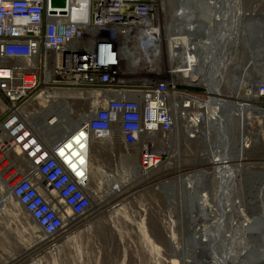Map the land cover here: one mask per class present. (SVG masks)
Instances as JSON below:
<instances>
[{
    "label": "built area",
    "instance_id": "1",
    "mask_svg": "<svg viewBox=\"0 0 264 264\" xmlns=\"http://www.w3.org/2000/svg\"><path fill=\"white\" fill-rule=\"evenodd\" d=\"M161 41L157 0H0V183L12 182L11 201L2 203L27 214L31 234L52 240L88 213L95 141L116 138L136 151L139 179L150 184L168 145L159 136L194 139L180 126L200 114L203 86L169 76L133 80L135 58L158 59ZM50 92L80 93L88 109L83 122L48 142L21 104L36 94L42 109ZM254 98L264 112V82Z\"/></svg>",
    "mask_w": 264,
    "mask_h": 264
},
{
    "label": "rangeland",
    "instance_id": "2",
    "mask_svg": "<svg viewBox=\"0 0 264 264\" xmlns=\"http://www.w3.org/2000/svg\"><path fill=\"white\" fill-rule=\"evenodd\" d=\"M169 2L171 0H157L160 25L164 19L168 18V14H171L175 7ZM237 8L243 14L258 15L264 13V0H239ZM203 17L205 16L203 15ZM206 52L207 50L203 56L206 55ZM226 56L228 57L226 64L228 61L230 64L228 63L226 68L223 67L224 69L219 71L224 76V80L220 85L224 96L229 97L231 84L237 81L241 82L240 77L244 72H247L246 77L248 79L245 82L248 84H251L252 81L255 83L262 82V79L256 75V70L253 71L247 68L250 58L245 52H242L240 44L231 47ZM147 69L149 68L133 67L131 72L137 73L133 80L151 79L156 81L168 78L169 66L166 55L163 53L160 55L152 73L145 74L144 71ZM198 91L206 92V89L201 87ZM238 93L239 98L244 99L247 92L246 89H240ZM35 95L31 96L29 102L24 101L21 104L23 113L27 117H30L33 111L35 112L40 108ZM59 96L63 100L55 103V106L61 105L63 111L68 112V116L72 117L73 120L78 119V117L83 119L84 115L82 114L88 109V102L82 100L81 95L72 92L61 93ZM49 105L50 103L45 107L48 108ZM247 120L249 122L245 128L249 136L247 142L250 147L246 148L244 152V158L247 159L244 162L250 164L248 166L244 165L247 166L249 172H243L241 175L237 174L241 179L240 185L236 182V179L232 181V178H228L232 182V197H237L242 203H246L249 199L252 201L250 195L255 193L254 191V193L250 192L249 187L245 192L242 184L244 178L254 174L255 176L258 175L259 179L256 178L255 184H251L252 181L249 180L250 187L264 183V125L263 127L258 125L260 121H257L259 120L257 117L250 116ZM229 123L230 133L232 134L231 139L235 141L237 140L236 126L233 125V122L229 121ZM69 125H73L72 122L68 121ZM259 130L263 134L259 135L256 142H251L254 132ZM38 136L40 137V135ZM56 139L58 137H54L52 140ZM159 140L170 143L169 148L167 145V149L164 150V163L151 172L152 183L148 184L145 180H139L133 188L132 185L129 188L126 186L130 184V180L134 176L135 167L132 168V164H127L128 161L126 162V160L131 158L133 162H136L138 158L136 151L127 150L116 138L111 141H95L90 156V187L91 194L100 201L103 207L92 215L90 214L92 211H88L80 218L71 219L68 228L52 240H46L36 233L31 234L30 230L34 232L36 229L31 226L32 224H29L30 221L27 217L21 211L18 213L15 209L11 212L9 210L11 207L8 204H6L9 206L8 209H6L7 207L2 208L1 204L3 203L1 201L4 200L5 196H0V264L5 262H9V264H171V252L173 255L175 254L172 259L178 262L176 256L181 243H183V236L190 234L195 226L192 228L188 223L189 220L186 218L185 212L179 210L178 201L176 200L178 195L177 179L193 176L194 172L199 170L211 173L212 169L208 164L207 155L202 151L203 143L201 139L196 138L195 140L181 136L178 132V135L174 137L159 136ZM126 152L131 153V157L126 156ZM214 180L215 177H207L202 185L200 183L198 185L197 182L196 184L198 188L203 186L201 189L205 191L206 201L208 199V209L211 214L213 212L214 215H218L217 200H222L226 195L224 196L219 192V196H217L216 188L219 184H216ZM205 181L207 182L205 183ZM158 183H161V185L162 183H170L173 186L175 195L177 193L173 198L174 200L172 199L173 204L167 203L164 193L160 192ZM9 184H12V182ZM111 189L120 191V195L123 196L121 198H126V196H129V198L121 201L118 206L113 204L114 200L103 205L104 200L102 197L109 195L108 191H111ZM231 195L230 198H232ZM253 204L245 210V214L248 218L250 217V220L257 217L259 213V205L257 203ZM212 205H214V208ZM13 206L15 208V205ZM172 207L174 208L172 209ZM195 212L198 214V210ZM16 216L19 220L24 219L22 220L27 230L20 228L15 220ZM203 225L207 226L208 224L204 223ZM39 237L44 239V242L38 243ZM169 242L172 246L171 249L168 246ZM19 253H23V255L18 260L8 261V256L12 254L18 256ZM204 260L207 261L206 258Z\"/></svg>",
    "mask_w": 264,
    "mask_h": 264
},
{
    "label": "bare ground",
    "instance_id": "3",
    "mask_svg": "<svg viewBox=\"0 0 264 264\" xmlns=\"http://www.w3.org/2000/svg\"><path fill=\"white\" fill-rule=\"evenodd\" d=\"M197 2L206 4L205 13L201 12L202 14H198V12L194 10L193 3ZM169 3H172L175 7L171 14L166 13L169 15L168 18H166L167 20L164 19L162 24H159L162 38L161 54L163 53L166 55L167 64L169 66V70L167 71L169 77L179 79L186 83L201 85L207 91L206 94L208 97L206 96V100L199 101V104L202 105L200 114H195V117H192V121L188 120V122L180 127L185 128L188 136L194 137L195 140L196 138L201 139L203 143L202 151L207 155L206 158L212 172L207 173L199 170L194 172L193 176L185 179H177L178 195L177 193L176 195L178 197L175 195L173 186L170 183H162V185L158 183L160 192L164 193L166 201L169 204H173L172 199L176 196L180 208L179 210L185 212L191 227L193 228L195 226V229L190 234L183 236L182 241L184 242L189 237L192 242H195V235H199L201 243L199 255L202 260L205 259V257L206 259L209 257L208 264H239L240 258H243L251 249L257 251L259 255H263L264 257V183L250 187L249 180L251 179V184H255L256 178L259 179L257 177L258 175L255 176L254 174L244 178L242 184L245 192L249 187L248 190H250V192L254 191L255 193L253 192L254 194L250 195V198L253 199L252 201L249 199L246 203H242L237 197H232V182L228 179L229 177L232 178V181L236 179V182L240 185L241 179L237 174L241 175L243 172H249L247 166L250 163L244 162L247 160L244 158V152L246 148L250 147L247 142L249 136L245 128L249 122L247 118L250 116L257 118L261 116L264 117V112H260L257 109L254 98L255 88L258 83L252 81L251 84L253 85H251L245 82L248 77H246L247 72H244L240 77L241 82L237 81L234 84L232 83L231 87L229 86L231 88L229 97L224 96L220 89L224 76L219 71L224 69L223 67L226 68V65L229 63L228 61L226 64V59L228 58L226 55L231 47L240 44L242 52H245L249 58V54L242 44L241 33L243 28L240 23V17L244 16L246 13H241L237 8L239 0H171ZM203 15L205 17H203ZM249 16L254 15L249 14ZM206 50V55L203 56ZM223 51L227 53L225 54ZM140 55L135 58L131 67H146L149 69L144 72L152 73L158 59H154V57L145 53ZM173 63L174 65H172ZM262 71H264V66H259L258 69H256V75L264 82V76L260 74ZM240 89H246L247 93L244 99L239 98L238 92ZM61 93L72 92H50L42 95L41 99L50 102V106L45 109L39 108V110L33 111L30 116V120L33 122L38 135L48 142L52 141L54 137H63L67 131L83 122L86 117L84 115L83 119L78 117V119L76 118L73 120L72 117L68 116V112L63 111L62 107H60L61 105L55 106V103H59L63 100V98L59 96ZM78 94L81 95L80 93ZM81 97L86 98L84 95H81ZM215 108L217 114L213 112ZM51 116L53 117L52 119ZM212 119H215V121H212ZM68 121L72 122L73 125H69V127ZM229 121L231 123L233 122V125L236 126L237 140L235 141L231 139L232 134L230 133ZM260 121L264 122V118ZM262 134L260 130L254 132L251 142H256L259 135ZM169 144L170 143H168V148ZM127 156L131 157V155ZM126 162L127 164H132V168L133 166L135 167L134 176L130 180V184L126 186L129 188L132 185L131 187L133 188L141 179H139L137 173L136 162H133L131 158H127ZM167 165L169 164L167 163ZM207 177H216L214 180L216 184L219 183V178L223 181V186L219 187L218 185L216 188L217 196H219V192L222 195L224 194V196L226 195L222 200H217L218 205L216 204V208L218 215H214L213 212V215L211 214L208 209V199L206 201L205 191L201 189L203 187L201 185L204 180H207ZM196 182L197 184H201L200 188H198ZM206 182L207 181H205V183ZM11 185L12 184L2 185L0 183V196L4 195L5 201H11ZM120 193V191L115 189L108 191L109 195H104V197H102L104 200L103 205L108 204V202H113L114 200L113 204L118 206L121 204V201L129 198V196L121 198L123 196L120 195ZM230 195L232 198H230ZM192 196H196V206L199 210L198 214L187 204V199ZM253 203L259 205L257 217L262 221L263 227L261 229L253 228V218L250 220V217L248 218L245 214V210ZM1 205L2 208H9L6 204ZM15 207L17 211L22 212L19 207L16 205ZM102 207L100 201L91 194V207L89 211L92 212L90 214L92 215L99 211ZM212 207L214 208V205H212ZM173 208L174 207H172V209ZM23 214L27 217V214ZM27 219L29 220L28 217ZM30 222L29 224L34 226L33 223ZM204 223L208 225L204 226ZM173 225H175V223H173ZM197 228L199 229L198 233H196ZM250 234H255L257 238H261L263 241L250 240L248 238ZM43 240L44 239L39 237L38 243L44 242ZM220 242L225 244L223 249L220 248L222 245ZM206 254L208 255L206 256ZM22 255L23 253H19L16 257L20 258ZM172 258L174 257H170L171 264L179 263V261L177 262Z\"/></svg>",
    "mask_w": 264,
    "mask_h": 264
},
{
    "label": "water",
    "instance_id": "4",
    "mask_svg": "<svg viewBox=\"0 0 264 264\" xmlns=\"http://www.w3.org/2000/svg\"><path fill=\"white\" fill-rule=\"evenodd\" d=\"M52 4L62 5L63 0H52ZM193 7L198 14H201V12L205 13L204 11H206V4L202 2L193 3ZM240 23L243 28L241 33L242 44L244 45V48L248 52L250 58L247 68L255 71L259 66H264V13L254 16L245 14L240 17ZM260 74L264 76V71ZM187 204L195 211L198 210L196 206V196H193L192 199L188 198ZM252 220H254L253 228L261 229L263 227L262 221H260L258 217H254ZM198 230L199 229L197 228L196 233H198ZM249 239L252 240L253 238L249 236ZM258 239H256V241ZM259 240L263 241L261 238ZM168 246L171 249L172 246L170 245V242ZM180 246L181 247L176 256L180 264H208V259L207 261L204 259L202 260L199 255V249L201 248L199 235H195V242H192L188 237L183 243H181ZM207 255L208 254H206V256ZM170 257H175L172 252ZM239 264H264V257L263 255H259L257 251H253L251 249V251H249L243 258H240Z\"/></svg>",
    "mask_w": 264,
    "mask_h": 264
},
{
    "label": "crops",
    "instance_id": "5",
    "mask_svg": "<svg viewBox=\"0 0 264 264\" xmlns=\"http://www.w3.org/2000/svg\"><path fill=\"white\" fill-rule=\"evenodd\" d=\"M13 205H14V204L11 203V207H12V208H9V210H11V212H12L14 209L16 210V207L14 208ZM7 206H8V205H7ZM15 210H14V211H15ZM16 211H17V210H16ZM17 212L20 213L19 211H17ZM17 212H16V213H17ZM16 256H17L16 254H15V255L12 254L11 256H8L7 259H8V260L10 259L12 262H14V261L18 260V257H16ZM13 257H14V260H13ZM5 264H8V263L5 262Z\"/></svg>",
    "mask_w": 264,
    "mask_h": 264
},
{
    "label": "flooded vegetation",
    "instance_id": "6",
    "mask_svg": "<svg viewBox=\"0 0 264 264\" xmlns=\"http://www.w3.org/2000/svg\"><path fill=\"white\" fill-rule=\"evenodd\" d=\"M250 237L253 238L254 240L258 239V238L255 236V234H250ZM248 238H249V236H248ZM253 239H252V240H253ZM258 240H259V239H258ZM220 243H222V242H220ZM220 245H221V244H220ZM224 246H225V244L222 243V245H221L220 248L223 249Z\"/></svg>",
    "mask_w": 264,
    "mask_h": 264
}]
</instances>
